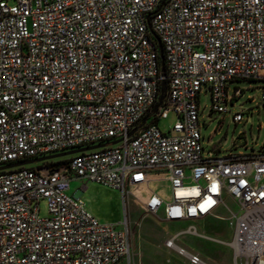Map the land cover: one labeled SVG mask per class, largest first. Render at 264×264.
<instances>
[{
	"label": "built area",
	"instance_id": "obj_1",
	"mask_svg": "<svg viewBox=\"0 0 264 264\" xmlns=\"http://www.w3.org/2000/svg\"><path fill=\"white\" fill-rule=\"evenodd\" d=\"M238 79L264 81V0H0V168L103 145L0 170V264L129 263L130 197L197 237L195 223L232 203L234 264H264V146L202 155L200 95L226 114ZM74 180L121 192L124 220L100 222L70 194ZM178 237L165 247L209 264Z\"/></svg>",
	"mask_w": 264,
	"mask_h": 264
},
{
	"label": "rangeland",
	"instance_id": "obj_2",
	"mask_svg": "<svg viewBox=\"0 0 264 264\" xmlns=\"http://www.w3.org/2000/svg\"><path fill=\"white\" fill-rule=\"evenodd\" d=\"M263 80L238 79L229 84V104L226 114L211 112V95L206 88L200 95L199 124L202 135L203 157H211L215 149L218 157L233 154L258 153L264 146V104ZM235 91L237 95L235 96ZM243 121L235 124L233 116L242 112ZM177 122L174 112L159 119L158 127L167 133ZM40 163L28 165L37 167ZM85 185V189L82 186ZM155 189L165 188L164 184L154 185ZM70 194L81 199L86 209L100 222L118 224L125 218V207L121 192L95 182L74 180ZM41 216H48L46 201L40 203ZM237 208L229 203L218 211V218H209L195 223L200 237L184 234L189 224L161 222L158 218L145 214L142 201L130 197L128 217L133 233V253L131 261L122 264H189L174 250L167 249L165 243L179 235L177 244L199 254L209 264H234L233 254L227 243L232 239L231 214Z\"/></svg>",
	"mask_w": 264,
	"mask_h": 264
},
{
	"label": "water",
	"instance_id": "obj_3",
	"mask_svg": "<svg viewBox=\"0 0 264 264\" xmlns=\"http://www.w3.org/2000/svg\"><path fill=\"white\" fill-rule=\"evenodd\" d=\"M158 44H159V53H160V58H161V66H162V72H165V66H164V54H163V47L161 45V42L158 40ZM166 96V85L163 82L161 85V94L159 96V100L157 105L154 107L153 113H156L158 108L162 105L164 99ZM148 117L144 118L142 121V124L140 125L143 126L146 121H147ZM137 129L133 130L131 132V135L134 134L136 132ZM103 145H98V146H91V147H87V148H82V149H76L73 151H69V152H65V153H61V154H57V155H52V156H47V157H42V158H38V159H32V160H28V161H24V162H20V163H15V164H11L5 167L0 168V170L3 169H10V168H16V167H21V166H26V165H31L34 163H39V162H44V161H49V160H53V159H58V158H63V157H67L70 155H74L77 153H81V152H85V151H89V150H94L97 148L102 147Z\"/></svg>",
	"mask_w": 264,
	"mask_h": 264
},
{
	"label": "crops",
	"instance_id": "obj_4",
	"mask_svg": "<svg viewBox=\"0 0 264 264\" xmlns=\"http://www.w3.org/2000/svg\"><path fill=\"white\" fill-rule=\"evenodd\" d=\"M154 188V185L152 186ZM166 194L168 195V190L166 189Z\"/></svg>",
	"mask_w": 264,
	"mask_h": 264
},
{
	"label": "flooded vegetation",
	"instance_id": "obj_5",
	"mask_svg": "<svg viewBox=\"0 0 264 264\" xmlns=\"http://www.w3.org/2000/svg\"><path fill=\"white\" fill-rule=\"evenodd\" d=\"M73 155H70V156H67V157H64V158H70V157H72Z\"/></svg>",
	"mask_w": 264,
	"mask_h": 264
}]
</instances>
